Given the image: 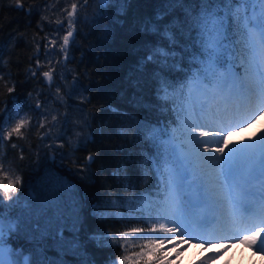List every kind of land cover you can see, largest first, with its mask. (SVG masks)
I'll use <instances>...</instances> for the list:
<instances>
[{
  "label": "snow or ice",
  "instance_id": "obj_1",
  "mask_svg": "<svg viewBox=\"0 0 264 264\" xmlns=\"http://www.w3.org/2000/svg\"><path fill=\"white\" fill-rule=\"evenodd\" d=\"M94 2L101 6L102 12L115 6V15L125 16L132 0ZM14 6L24 8L23 0ZM81 6L86 8L88 0H73L64 10L66 34L62 37L61 51L65 62L69 58L75 59L70 57L69 51L76 35V23L86 19L78 17ZM178 10L183 19L174 15ZM27 11L31 13L32 8ZM170 16L171 20L161 23ZM96 19L93 17V23ZM56 22L62 24L60 20ZM114 22L123 24L122 20ZM3 27L0 25V31ZM141 31L159 35L167 41V46L162 43L148 45V53L137 66V71L141 72L149 63L160 69L153 73L157 82V100H166L173 94L168 89H175V85L162 74L163 69L181 68L184 54H188L189 62H195L197 66V71L191 72L187 83L178 90L181 100L177 112L179 128H173L169 133L167 126L138 122V131L143 132L154 150V154L142 151L141 155L151 161L157 173L163 171L167 176L164 203L158 205V218L172 225L162 223L148 227L147 232L166 233L169 239L179 234V240L183 242L189 233L218 230L229 219L234 224H247L257 219L264 221V128L257 136L243 137L249 123L264 117V0H163V6L157 9L154 18L141 25ZM181 37L186 43L180 42ZM16 38L13 36V40ZM194 47L197 51H193ZM237 62L243 68L242 74L235 70ZM53 72L50 69L42 73L48 78L49 85L53 82ZM76 84L74 79V88ZM133 84L137 86L138 81ZM185 88L188 89L187 95ZM15 91V85L7 87L9 96ZM133 100L136 107L141 104L152 107L143 101V97L134 96ZM36 108L40 109L41 105L37 104ZM109 110L136 121V117L116 107L109 106ZM0 116L8 117L0 129V208H3L0 211V264H70L67 256L75 257L77 264H97L88 252V243H93L96 248L123 244L125 253H128V236L143 234L145 228L132 227L130 232H120L118 237L89 232L86 239H81V231L85 230L82 219L84 198L71 181L52 167L55 165L54 155L50 158L51 166L35 182L29 180L26 183L11 166H5L3 142L23 137L30 121L21 118L18 104L11 109L6 104ZM69 122L70 118L65 115L64 123ZM46 123L45 114V121H38L37 125L44 128ZM85 124L91 127L89 121ZM177 132L180 133L179 142ZM236 135L241 139L234 140ZM87 140L94 142L92 134ZM10 147L15 149L17 145L11 143ZM22 151L20 159L24 158ZM96 160L97 156L89 153L78 171L86 172L91 178L94 175L91 166ZM121 171H126L123 162L111 174L119 176ZM21 192L22 195H18ZM118 199L107 203L118 206ZM6 200L10 203L5 204ZM91 214L101 221L123 219L120 213L104 211L99 202L93 203ZM20 239L31 247L20 246ZM241 243L264 251V222L253 224L249 234L243 235ZM163 244L162 239L148 240L140 246V251L121 255L118 259L110 256L104 264H140L141 260L144 264L170 262L171 258L161 254ZM49 250L55 251L56 256H49ZM179 254V251L175 253Z\"/></svg>",
  "mask_w": 264,
  "mask_h": 264
},
{
  "label": "trees",
  "instance_id": "obj_2",
  "mask_svg": "<svg viewBox=\"0 0 264 264\" xmlns=\"http://www.w3.org/2000/svg\"><path fill=\"white\" fill-rule=\"evenodd\" d=\"M72 2L23 0L24 8H16L14 5L19 0H0V25L4 26L0 31V54L3 58L0 65V75L3 76L0 80V111L6 104L10 108L18 102L30 119L23 137L3 142V154L6 157L5 166H11L26 183L42 178L52 164L50 158L55 156L52 167L60 176L71 181L84 198L82 219L85 230L81 231V239H86L89 232L118 237L120 232H130L132 227L145 228L143 234L128 236V253H125L123 244L96 248L93 243H88V252L97 264H104L110 256L118 259L121 255L140 251V246L148 240L162 239L161 232L149 234L147 228L160 223L158 205L164 203L167 176L163 171L157 173L151 161L141 155L142 151L154 154V150L143 132L138 131V122L167 126L171 133L179 125L177 112L181 100L178 90L187 83L190 73L197 71V66L195 62H189L188 54H184L181 68L162 70V74L175 85V89H168L173 94L164 101L156 98L157 82L153 73L160 70L158 66L149 63L144 71H137L140 59L149 51L148 45L162 43L167 46V41L159 35L141 31V25L145 20L154 18L157 9L163 6V0H132L125 16H116L115 6L102 12L98 3L88 0L86 8L81 6L78 9V17L86 19L76 23V35L70 44L69 55L75 59L69 58L65 62L61 49L53 45V38L63 28V24L58 25L56 21L66 22L64 10ZM29 8H32L31 13L27 11ZM98 13L101 14L97 16ZM174 15L183 19L179 10ZM93 17H97L95 23ZM171 19V16L166 17L161 23ZM114 20H122L123 24ZM13 36L18 38L13 40ZM180 42L186 43L182 37ZM193 51L197 49L194 47ZM53 53H57L55 63ZM50 69L54 70L51 85L48 78L42 75ZM74 79L77 80L75 88ZM133 81H138V85L134 86ZM12 85H15L16 91L9 96L7 87ZM184 92L187 95L188 89L185 88ZM134 96L143 97V101L152 107L146 108L143 104L134 106ZM37 104L41 105L40 109L36 108ZM109 106L130 113L136 121L114 114ZM42 113L48 116L54 113L44 128L37 125L38 121L42 122ZM79 113L82 114L84 130L72 131L71 117ZM65 115L70 118L67 124L64 123ZM55 117L57 119L53 121ZM7 118L0 116V129ZM85 121H89L91 127ZM89 134H92L94 142L87 140ZM11 143H15L17 148H11ZM21 149L23 159L19 158ZM89 153L97 156L91 166V173L94 174L91 178L86 172L78 171L84 166V158ZM122 162L126 171L113 176L111 173ZM117 198L118 206L107 203ZM94 202H99L104 211L122 214L123 219L98 220L91 214ZM8 203L6 200L5 204ZM65 235L70 236V233ZM18 243L26 249L31 247L24 239ZM47 254L56 256L52 250ZM66 259L70 264H77L73 256ZM140 264L144 261L141 260ZM153 264L165 262L155 261Z\"/></svg>",
  "mask_w": 264,
  "mask_h": 264
},
{
  "label": "rangeland",
  "instance_id": "obj_3",
  "mask_svg": "<svg viewBox=\"0 0 264 264\" xmlns=\"http://www.w3.org/2000/svg\"><path fill=\"white\" fill-rule=\"evenodd\" d=\"M63 23V22H62ZM66 34L65 26L63 23V28L58 30L53 38V45L55 44L57 47L61 49L62 44V37ZM53 63L58 60L56 58L57 53H53ZM236 71H239L241 74L243 73V68L239 64H236ZM186 103V102H185ZM14 104L20 105L21 110V118L29 119L28 114L26 113L25 108L16 102ZM13 104V105H14ZM12 105V106H13ZM10 107V109L12 108ZM82 113V112H81ZM76 114L75 116L71 117V127L72 131H81V126L84 124L82 121V114ZM52 113L50 116H52ZM47 116V123L49 121V117ZM8 119V118H7ZM30 120V119H29ZM41 121H45V114L41 115ZM14 122V121H13ZM180 127L179 125L176 128ZM264 128V117L257 120L255 123H249V126L243 133V137H254L260 134V129ZM177 138L179 142L180 133L177 132ZM234 140L241 139L240 135H236L233 137ZM252 222V221H251ZM168 224L169 227L172 225L168 223V221L161 218L159 224ZM220 230V229H218ZM218 230H215L216 232ZM229 231L233 233V245L234 248H231L230 242L227 240H220L215 237V239H206L203 238L201 235L197 236L196 233H189L186 235L181 242L177 239L176 236L172 237L171 239L168 238V234L162 233V240H164V244L162 245L163 252L161 254H166L167 257L171 258L170 262L165 261V264H186V259L190 261V264H264V251L258 250V247H253L248 244H239L241 238L240 236V224L236 223L230 227ZM191 238V239H190ZM186 240H190V244H185ZM195 243H200L204 246V249H199ZM239 244V245H238ZM230 247V248H226ZM179 251L180 254L177 256L175 253Z\"/></svg>",
  "mask_w": 264,
  "mask_h": 264
},
{
  "label": "bare ground",
  "instance_id": "obj_4",
  "mask_svg": "<svg viewBox=\"0 0 264 264\" xmlns=\"http://www.w3.org/2000/svg\"><path fill=\"white\" fill-rule=\"evenodd\" d=\"M262 222H264V221L257 219V220H254L252 222L249 221L247 224H240V236L239 237L241 238V240L243 238V235L249 234L253 224H259ZM233 224L234 223L229 219V220H226L225 226L223 228H220V230H218L217 232L215 230H210L207 233H196V235L197 236L201 235L203 238H206V239H211V238L215 239V237H216L220 240L231 241L230 246H231V248H234L233 241H232L233 233L231 231H229L230 227H232ZM176 237L179 240V234H177ZM184 240H185V238H184ZM241 240H240L239 244H242ZM185 244H187V245L190 244L189 240H186ZM195 244L199 249H201V250L204 249V246L202 244H200V243H195ZM226 248H230V247H226Z\"/></svg>",
  "mask_w": 264,
  "mask_h": 264
},
{
  "label": "clouds",
  "instance_id": "obj_5",
  "mask_svg": "<svg viewBox=\"0 0 264 264\" xmlns=\"http://www.w3.org/2000/svg\"><path fill=\"white\" fill-rule=\"evenodd\" d=\"M186 264H190V261H188L187 259H186Z\"/></svg>",
  "mask_w": 264,
  "mask_h": 264
}]
</instances>
